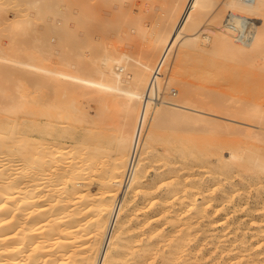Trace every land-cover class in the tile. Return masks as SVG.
Listing matches in <instances>:
<instances>
[{
	"label": "bare ground",
	"instance_id": "1",
	"mask_svg": "<svg viewBox=\"0 0 264 264\" xmlns=\"http://www.w3.org/2000/svg\"><path fill=\"white\" fill-rule=\"evenodd\" d=\"M2 4L6 6L0 5V24L16 16L25 17L30 10L31 20L41 16L51 20V27L57 29L49 30L47 49L41 53L37 51L40 49L17 47V38L24 33L12 34L17 30L25 32L27 22L28 31L31 20L15 21L7 29L14 35L9 40L0 37V82L5 81L8 87L12 86L10 81L16 83L13 89L0 84V264H264V248L250 253L251 248L258 246L250 248L242 226L237 230L242 229L239 232L243 236L235 235L233 239L221 236L219 230L209 233L213 225L221 224L220 214L234 198L225 195L221 175L207 177L201 169L197 180L185 168L188 160L185 165L179 160L186 172H181L180 167L181 173L177 169L174 174L178 166H169L167 172L158 168L159 175L149 181L147 166L142 162V155L156 148L152 141L156 132L165 123L179 119L192 126L202 123L232 129L231 133L255 140L250 167L253 166L256 178H264V113L257 112V98L253 97V117L252 112H246L253 118L252 124L241 122L236 118L235 107L223 101L222 108L218 105L221 99L207 98L217 101L210 106V101L203 99L205 96L198 99V92L195 94L192 87L181 84L166 70L179 43V57L183 52L196 50L201 54L245 57L253 63L264 60V52L256 50L264 31V0H18L10 9V3ZM135 14L136 25L133 21L125 25ZM123 30L128 36L127 45L133 41L134 48L144 49L132 53L118 51L116 46L118 52H111L113 33L122 34L119 32ZM204 30L214 34L206 38L208 48L200 43ZM117 34L113 37L120 44L125 32L123 39ZM141 34L146 37L143 42H148L137 46L134 41L138 43L136 38ZM41 42L45 40L37 38L33 44ZM194 54L195 61L199 54L196 58ZM201 59L195 62L199 65ZM173 85L181 86L182 94L177 100L167 97ZM255 90L259 95L263 91L259 85H253V93ZM81 91L98 103L93 114L89 113L92 108L83 110L81 107L85 106L79 105ZM217 106L218 110L214 108ZM114 108L134 114H130L128 129L122 124L124 121L115 119L118 110L113 111ZM124 114L119 115L125 117ZM82 118L91 127L89 131L85 129L92 135L86 133L90 142L95 136L92 143L112 132L116 138L110 136L111 143L108 141L104 147V143L96 141V146L102 147L93 145L89 151L85 149L90 145L84 136L83 145L74 142L76 145L64 146L63 132L68 127L73 131L80 121L83 123ZM116 120L121 121L119 125L112 122ZM63 122L71 126L65 128ZM232 124H246L251 130ZM112 144L115 149L111 159L109 148H103ZM70 146L74 148L73 155ZM184 146L177 145L174 150L186 157L191 152L188 148V154L185 148L190 146ZM235 149L221 164L228 165L229 160L239 158L242 151L236 149L240 153L237 156ZM168 150L164 152L167 155ZM66 152L73 160L68 161ZM106 155L112 161L105 163L107 169L101 166V170L99 164L106 162ZM103 157L106 159L101 162ZM196 157L198 161L202 156ZM202 160L199 161L204 162V167L206 162ZM98 171L101 174L97 175ZM97 178L99 189L94 191L92 181ZM234 184L233 181L231 186ZM194 188L200 189L197 194L203 198L197 199ZM140 195L149 202L141 198L145 204L134 207L132 201ZM211 204L213 210L208 211ZM261 209L258 217H263L262 221L252 220L257 226L264 221V207ZM164 224L170 230L163 232ZM260 227L252 231L253 238H264V228ZM209 244L215 246L208 248Z\"/></svg>",
	"mask_w": 264,
	"mask_h": 264
},
{
	"label": "rangeland",
	"instance_id": "2",
	"mask_svg": "<svg viewBox=\"0 0 264 264\" xmlns=\"http://www.w3.org/2000/svg\"><path fill=\"white\" fill-rule=\"evenodd\" d=\"M2 3H6V4L10 3L11 5H7V7L10 9L12 5L18 4V0H0V5L5 7L6 5H4ZM218 5H219V2L217 3V5L215 7L217 8ZM16 13L15 12H11V15H14ZM136 15L137 14H135V16L132 15L133 17H131V20L127 16L128 21H127V19L125 17L126 20H124V21L125 22L127 21V23H125V25L126 24L127 25H131L132 21L135 22L133 24L136 25L137 19H138ZM32 17H33V13L29 10V11H27V14H26L25 17L16 16V17L9 18V19L3 21L0 24V37L1 38L3 37V39H5V41H6L7 38L9 40V38H12L14 36V35L12 36V34H17L19 36L22 33H24V34H22L21 36H19L17 38L18 41L16 43V46L17 47L21 46V47H26V48L40 49L42 51H39V50H37V51L40 52V53L43 52L44 50L47 49V46H48V42L47 41H49V35H48L49 30L57 29V27H55V28L51 27L52 25H54V24L50 25L51 22H52L51 20L43 19V18H41V16H37L36 18L31 20ZM22 19L31 20V21H29L30 22L29 24H32L30 26V29L28 31H26V29L28 28V25H27L28 22H27L26 23L25 32H21V31L17 30L15 32H13L12 34L9 33L7 29L13 23H15V21H19V20H22ZM129 21H131V23ZM128 23H130V24H128ZM135 25H133V26H135ZM118 26H120L119 28H122L120 24H118ZM124 29H126V27ZM124 32H125V34H123ZM119 33H122L123 35L122 34H117V33H113V34L114 35L117 34L116 36H119V39L122 36H125V39H123L124 37H122V39H123V40H121L122 43L119 41L120 42V44H119V43H116L117 41L115 42L114 38H116V37H113L114 35H112L113 39H111V41H112L111 50H113V51H111V52L117 53L119 50L120 51L126 50V51L131 52L132 50H135V49L136 50H143L144 49V48H138V49L134 48L135 45L133 44V41L129 42L130 44L127 45L128 43H126V42L128 41L127 40L128 36L126 35V31L123 30L122 32H119ZM141 35L143 36L144 34H141ZM211 35L214 36V34L212 33L211 30H204V31L201 32L200 43L202 44V46L208 48L209 44L206 42V38L207 37H211ZM142 36L138 35V37L136 38L138 43H136L134 41V43L137 44V46H138L139 43L141 44L146 39V37H144V36L142 37ZM146 36H147V34H146ZM37 38H38V40L39 39L45 40V42H41L39 45H36V44L34 45L33 43L36 42ZM147 38H148V36H147ZM117 39L118 38H116V40ZM22 40H24V42H26L25 43L26 45L23 44ZM260 41H261V45H259L258 46L259 49H256V50L258 52H264V31L262 32ZM29 42H31V45H29L30 44ZM113 42H115V43H113ZM147 42L148 41H145V42H143V44H147ZM37 44H38V42H37ZM116 46H117V49H118L117 52H116ZM132 46H133V48H132ZM178 47H181L180 43L177 44V46L175 47V49L173 51L174 53L172 54L171 60L169 61L170 65L167 64L168 66H166V70H168L170 75H174L176 79H179L181 84L185 85V83H186V86L192 87L193 90L196 91V92H194L195 94L198 92L199 95H197V97L198 96L200 97L201 95L203 97L205 96L204 98L200 97L198 99L203 98L205 100L210 101V104H209L210 106H212V104H213V106H215L214 104H216V102L221 99L220 102H218V105L220 104L219 105L220 107L223 108L224 105L223 106L221 105V103L223 101H224L225 104L232 105L233 107H235V109L237 111V113H236L237 117L236 118L239 121L245 122V123H251V122H253L252 121L253 118L251 119L250 116L252 115L251 117H253V97L255 96L254 98H257V102H258L257 103V107H258L257 112L264 113V65H263L264 64V60H261V61L257 60L256 62L253 63L252 59H246L245 57L231 58V57L225 56L226 57L225 58L224 55L219 54V53L212 54V52L211 53L210 52H204L205 54L204 53L201 54L200 52L197 53L196 50H189V53L183 52V53H181V55L179 57V54H177L178 51H179ZM130 48H132V49H130ZM135 51H132V53L135 52ZM136 52H138V51H136ZM254 53H256V52L254 51ZM44 54L45 53H43V55ZM193 54H194L195 58H196V55H198V54H199V56L201 55L203 60H204L203 57L206 56L205 58H207L208 61L206 59L203 61L199 56H197L198 59L202 60L200 63L198 62L199 63V65H198L196 63L198 59L196 58L197 60L195 59V61H196L195 62L194 58L192 56ZM46 55H47V52H46V54L44 56H46ZM210 60H212V61H210ZM171 61L172 62L174 61L173 62L174 64ZM45 62H47V60H45ZM201 63H203L204 65L203 66L200 65ZM260 63H261V65H260ZM171 65H174L173 68H171L172 67ZM169 66H170V68H169ZM200 66H202V67H200ZM167 67H168V69H167ZM199 68H201V69H199ZM4 82L5 81L0 82V84L3 85V86L5 85L6 88H10V89H13V86H15V84H16L14 81H10V83H12L10 85H12V86L8 87V85H7L8 83H6V82L4 83ZM13 83H15V84H13ZM253 85H259L263 89V91L260 92V95L258 94L259 92L256 91V90L253 93ZM181 92H182L181 91V86H174L173 85L168 90L169 95L167 97L170 96L171 99L177 100V99L180 98V96L182 94ZM82 94L86 95L85 93H83V91H81L80 96H78L79 94L77 95L79 97V99H80V100L78 99L79 105L83 104V106H85V107H81L83 110L85 108L87 110H89L88 109L89 107L92 108L91 110H89V113L93 114L95 112V110L99 108L98 103L97 104L93 103L92 102L93 99H90L91 98L90 96L87 97L88 95L84 96L86 99H89V100H86L84 97L81 96ZM207 98L216 99V100L218 99V100L215 101V100H211V99H207ZM81 100H84V102L81 101ZM88 101L92 105L90 104V106H89L88 105L89 104ZM211 102H212V104H211ZM209 105H208V107H210ZM219 106L214 107V108L217 109ZM114 110H116V111L118 110V112H116V114H115L117 116H115L116 118L114 116H112V117H114L115 119H119V120L121 119L122 121H124V122H122V124H125L124 126L127 128L128 124H129V123L127 124V122H129V120L132 118V116H134V114L132 115L131 113H128L129 115H127L126 112H125L126 114H124V113H122L124 110L123 111H119L121 109H118V108H116V109L114 108L113 111ZM248 110L250 111V113L252 112L251 115L246 114V112ZM222 113H223V111H222ZM119 114H121V115L124 114L125 117H127L126 120H123L125 117H121V115H119ZM111 115H114V114L111 113ZM114 118H112V119L114 120ZM64 120L67 121L68 119H64ZM81 120L85 124V125H83L84 127L81 126V124H83V123L79 120L81 122V124L79 122L78 126L73 131H72L71 127L66 126V125L71 126L70 125V124H72V123H70L71 121H68L70 124L67 123V122H63V127H65V128L68 127V128H66V129H68V131L65 130V132H63L62 144L64 145V143H65L64 146H66L67 144L68 145L74 144V142L75 143L81 142V144H82V141L84 140L82 138L87 137V139L84 140V141L88 143L87 144L88 146L89 145L90 146H89L88 149L85 147V149H86V151H89V150H91V148H92L91 146H93V145H95L94 148H97V147H102V146L104 147L105 144H107L108 141H109L108 144L111 143L110 141L112 139L110 138V136H113L114 139L116 138V136L112 132L109 135L108 134H106L105 136L103 135L105 138H107L106 136L108 135L107 139L104 140V137L102 136V138H103L102 140L99 141L97 139V140H95V143H92V141H94L93 138H95L96 136L91 138L92 135H90L89 132H88L89 128L91 129L90 124L85 122V120L83 118ZM262 121H263L262 124L264 126V118L262 119ZM112 122L114 124H116V125H119L118 123H120L121 121L117 122V120H116V121H112ZM130 122H132V121H130ZM65 123H67V124H65ZM201 124L202 123H199L197 125H201ZM197 125L196 126H194V124H193V126H192V124L188 125V123H185V122L177 119V120H173L172 122L165 123L163 125V127H161V129H159L156 132L154 140H152V141H154V146H156V148L153 146L155 149L154 148L150 149L149 153H145V154L142 155L143 165L147 166V174H148V175L146 174L148 176L147 179H149V181H152V177H154V178L157 177V175H159L158 171H160V170H158V168L159 169H166V170H164V172H167L168 169H170L171 167L173 168V167H177L178 166V168L175 169V173L174 174H176L177 171L180 172L182 167H184V166L182 165V167H181V165L179 164V160H181V161L183 160L182 164H184V165H185V163L188 160V162L185 165V168L188 167L189 170L187 169V171L192 173V175H194L197 180H199L201 178L200 176H199V178H197L198 177L197 174L199 173V170H201V169L203 170V171L201 170L202 173L205 172L204 174L207 177L208 176H216L218 174H219V176L221 175L220 177L222 178L223 184L225 185V187H224L225 188L224 189L225 195L229 194V197L233 196L234 198L231 199L232 200L231 203H229V204L227 203V205H226L227 207L226 206L224 207L225 211H222L221 214H220V215H222V217H221L222 220L223 221L225 220V221L224 222L221 221V224L217 223L219 226L217 224L213 225V227H211L209 229V233L210 234L213 233V230H219V234H221V236H223V237L225 236L227 238L230 237V239H233V238L236 237L235 235H240V236L242 235L241 232H239L242 229L237 230V229H239L240 226H242V228H244L242 230V232H243V234L246 235V236L244 235V237H245V240L249 241L248 245L250 246V248L253 247V246H258L259 247V248L258 247H253L254 249L251 248L252 250H250V253L253 252V250H254V252L257 253V251H259L261 248L262 249L264 248V238H262V237H254L253 238L252 237V234H253L252 231H257L259 229L258 227H260V226H261L260 228H262V226L264 225V221L259 223L258 226H257V223L254 224L255 221L253 223L252 220H256V219L257 220L258 219L261 220L260 218H263V217H258V216H259V214L261 215V213L263 212L261 208L264 207V178L263 179L256 178L255 177V172H253V166L250 167V165H252V163H253L252 162L253 160L250 161L251 159H253V143H256V141L253 140V139H250L245 134L231 133L230 131L232 129L225 130L223 127L221 128L219 126H215V125H212V124H208V125L207 124H203L204 126L201 125L203 127L199 126V128H198ZM232 126H237V127H241V128H244V129L251 130L249 127L246 126V124L245 125L232 124ZM86 128L88 129L87 132H88L89 136H91L90 137L91 140H92L91 142L88 140L89 136H87V134H86L87 132H85ZM62 131H63V129H62ZM81 131H83V132H81ZM227 131H229V132H227ZM70 132H72V133H70ZM84 132H85V134H84ZM71 135H72L74 140L72 139V137H71V140H70L69 137ZM64 136H66V138H67V139L65 138L66 140L64 139ZM82 136H84V137H82ZM81 139H82V141H81ZM96 141H98L99 144H100V142H102L104 144L103 145L101 144L102 146L101 145L96 146V144H98V142H96ZM113 142H115V141H113ZM179 142H180V144H179ZM187 143H188V145L190 147L187 146V148H185V151L188 148L190 149V150L189 149L188 150L191 153L187 152V151L186 152L188 154L190 153L188 156L191 157V158H189L188 156H186L187 157L186 158L185 156L180 155L178 153L177 149L174 150L175 148H177V145L178 146L180 145V146L183 147L184 144H187ZM113 144L110 147L106 145V148H103V150L104 149L107 150L109 148L110 152L108 154L111 153V157H109L107 155H106L107 159L105 157H103L101 162L105 161V159H106V162H103L102 164L101 163L99 164V167L101 168V170H102V167L104 168L105 166H106V169H107V167H108L107 165L110 164L108 162L112 159V155H113L112 153H113V151L115 149V146H114L115 144L114 145ZM74 145H76V144H74ZM84 145L86 146V144H84ZM173 145H175L176 147L173 146ZM80 146L81 145H79V147ZM70 147H68V148L71 149L72 147L71 148ZM68 148L65 149V150L68 151ZM168 148H170V149L173 148L172 150L174 152L172 150H170V149L168 150ZM235 148L236 149H240L239 152L242 151L241 154L239 152H237L238 150H236ZM79 149H81V147ZM193 149H195V150H193ZM197 149L199 151H201L200 153H202V155L197 152L198 151ZM233 149L236 150V151L234 150V152L237 153V156L240 154L239 158L235 159L237 162L235 160H233V161L236 162V163L235 162L233 163L232 160H229L228 165L227 164H223V163L221 164V162L223 160H228V158L231 156V153H232L231 151H233ZM73 150H74V148H72V150H70V152L71 153L74 152ZM92 150H94V149H92ZM166 150L170 151V152H168V155L166 154L167 153ZM192 150H193V152H192ZM104 152H106V151H104ZM164 152H166V153H164ZM196 152H197V154H196ZM203 152L208 153V154H205ZM169 153H170L171 156H169ZM175 153H177L176 155L178 157L175 156ZM192 153H195L196 155L192 154ZM74 154H75V152H74ZM152 154H153V156H152ZM172 154H174V156L176 158L174 156H172ZM72 155H73V153H72ZM72 155L69 154L68 152H66L65 156L67 157L68 161H70L71 159L73 160V157H71ZM192 155H193V157H192ZM194 155H195V157L196 156L197 157L198 156H202L205 159H207V157H208L209 160L208 161L204 160V159L202 160V157H201V159H199V160H202V161L206 162L205 166L203 167L204 162H201L199 160L197 161L195 159ZM206 155H207V157H205ZM108 157L111 158V159L108 160ZM181 157H183V158H181ZM156 160H157V162H156ZM184 161H186V162H184ZM175 162H176V164H174ZM177 162H178V164L180 166L177 164ZM191 162H194V163L192 164ZM197 162L199 164H196ZM212 162H214V163H212ZM242 162H245L244 164L245 165L247 164L248 167L243 165V164H241ZM249 162L250 163L252 162V163L250 164ZM105 163L106 164L108 163V164L106 165ZM201 163H203V165H201ZM172 164H174V165H172ZM187 164H188V166H187ZM190 164H192L195 167V169L198 170V172H196V170L193 169L194 167L192 165L191 166L193 168L191 166H189ZM220 165H222V166H220ZM169 166H171V167L169 168ZM243 166H245L247 168L245 169V167H243ZM180 167H181V169H180ZM191 168H192L193 172H191L192 171ZM249 169H252V170H249ZM156 170H157V174H156ZM182 170L183 171H181V172H184L185 169H182ZM185 172H186V170H185ZM97 173L96 174L99 175L100 172L98 171ZM162 173H163V171H162ZM149 174L151 175V177H149ZM199 174H201V173H199ZM95 177H97V176H95ZM207 177H204V178H207ZM243 177H245V179ZM98 178L95 179L94 181H92V185L93 184L94 185L91 186V188L94 191H97L99 189V185H96V184H99V182H100V180ZM230 181H232V182L234 181L236 183V185L234 184V187H233V185L231 186L232 182H230ZM95 182H96V184H95ZM196 189L197 190H195V188L193 189L194 192L196 191L195 192V196L197 194V191L201 192L199 188H196ZM229 191H230V193H229ZM231 191H233V192H231ZM152 192H155V191L152 190ZM126 193H127V191L125 189V194ZM234 193H238V194L234 195ZM257 193L260 194L259 197H257L255 195ZM230 194H232V195H230ZM197 195H198L197 199L198 198L199 199L203 198L201 194L199 195V193H198ZM212 195H214V194H212ZM135 198L138 199V197H135ZM141 198L145 199V197H143L142 195H140V197L138 199L141 202H138L137 199H135V200L133 199L132 202L135 201L134 203H132L134 205V207L140 205L139 203H141V205H143V204H145L144 202H146V203L149 202V201L146 200L147 198L145 199L144 202H142L143 199H141ZM241 200H242L241 204H238ZM137 203H138V205H137ZM132 204H131V207H133ZM234 206L235 207L238 206V208H235ZM207 209H208V211L213 210L212 204L208 205ZM235 209H238V210H235ZM253 215H255L256 217L253 216ZM231 224H232V226L229 227L228 225H231ZM250 224H251V226H248ZM252 224H254V225H252ZM164 225H165V227H163ZM164 225L162 226V228H164L163 232H164V230H167L169 228V227H167L169 225H167V226H166V224H164ZM253 226H255L256 229L257 228L258 229L256 230ZM246 228H248V229H246ZM263 228H264V226H263ZM235 229H236V232H235ZM168 230H170V228ZM225 230H227L226 234H224ZM237 231L240 234L239 233L237 234ZM244 231L246 233H244ZM248 232H250V234L247 235ZM142 234H143V232H142ZM246 237H248V238L246 239ZM216 241H218V240L216 239L215 242ZM261 241H262V243H261ZM253 243H254V245H253ZM258 243H261L260 246L258 245ZM209 245H208V248H210L211 246H215L213 244H209Z\"/></svg>",
	"mask_w": 264,
	"mask_h": 264
}]
</instances>
